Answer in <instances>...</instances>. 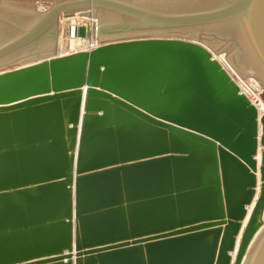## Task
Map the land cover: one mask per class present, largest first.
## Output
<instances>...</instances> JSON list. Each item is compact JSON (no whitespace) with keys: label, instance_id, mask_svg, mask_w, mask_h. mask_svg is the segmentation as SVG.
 <instances>
[{"label":"water","instance_id":"water-1","mask_svg":"<svg viewBox=\"0 0 264 264\" xmlns=\"http://www.w3.org/2000/svg\"><path fill=\"white\" fill-rule=\"evenodd\" d=\"M42 1L0 9V264H264V111L167 34L232 31L264 87V0ZM76 14L103 42L51 54Z\"/></svg>","mask_w":264,"mask_h":264},{"label":"rangeland","instance_id":"rangeland-1","mask_svg":"<svg viewBox=\"0 0 264 264\" xmlns=\"http://www.w3.org/2000/svg\"><path fill=\"white\" fill-rule=\"evenodd\" d=\"M173 1H180V0H151L149 3L153 6H161L163 3L165 4L167 2L170 3ZM11 3L12 4L15 3L18 5L19 2L18 1L16 2V0H12ZM11 3L7 4L8 9H4V12H5L4 14L8 15V14L12 13L13 17H16V15H18V13H19L18 12L19 10L15 9L17 5H14L15 7H13L11 5ZM50 5H51V3L44 5V7L41 5L40 6H41V8H43L42 10H45L46 7H48ZM201 7H208V6L201 4ZM30 10H31L30 12H35L37 9L35 8V10H34V7L30 6ZM37 12H38V10H37ZM5 33H8L7 30H5L4 28H2L0 26V37H2L3 36L2 34H5ZM146 34H148V33H146ZM153 34L154 33H152V35ZM155 34H157V33H155ZM167 34H170L173 36H181L183 38L195 40L197 42L199 41L201 44H204L205 46H207L211 52L216 54L217 60L224 58L225 59L224 61L226 63H228L230 61L232 63L231 66L236 71H238V72L240 71L242 73L243 77H245L242 79L247 80L246 83L248 82L249 85H251V86L255 85L254 83L250 84L251 82H253L252 80L256 81L257 79L254 78L253 76H251V71H249L246 67V63H245V59H244V55H243V50L241 49L238 41L233 36V33L228 32V30L218 31L215 29H208L207 31H203V30L196 31L195 29H193V30H185V31H181V32H172V33H167ZM137 35H139V34H133L132 36H137ZM157 35L163 36V35H160V33ZM4 39H6V37L0 38V42H1V40H4ZM51 49H52V47L50 48L48 41L47 42L44 41V42L38 43V45L36 47L31 49L32 50L31 52H33V53L34 52H40V53L46 52V54H47L48 52L51 51ZM51 54H56L55 51H53V49H52ZM257 83H259L258 80H257ZM259 85L261 87L260 83H259ZM254 88L259 89L258 86L254 87ZM260 89L262 90V88H260ZM262 91H263L262 92L263 93V95H262L263 99L262 100L264 102V89ZM263 106H264V103H263Z\"/></svg>","mask_w":264,"mask_h":264},{"label":"bare ground","instance_id":"bare-ground-1","mask_svg":"<svg viewBox=\"0 0 264 264\" xmlns=\"http://www.w3.org/2000/svg\"><path fill=\"white\" fill-rule=\"evenodd\" d=\"M11 1L12 0H2V4H1V6H0V9H2V11H4V9H8V3L10 4L11 3ZM35 1V0H34ZM213 0H210V1H206V0H186L185 1V3L186 4H189L188 6H183V9H193V7H196V6H198L199 8L201 7V4H203V5H205V6H209L210 5V2H212ZM191 2H193V3H191ZM202 2V3H201ZM39 4V3H38ZM190 4H195L194 6H192V5H190ZM11 5L13 6V4L11 3ZM53 4L51 3V6H52ZM11 8V7H10ZM13 8V7H12ZM11 10V9H10ZM37 10L39 11V12H41V11H45V10H40V9H38L37 8ZM36 10V11H37ZM47 10V9H46ZM80 20L81 21H83L84 22V24H82V25H85L86 27L89 25V26H94V25H96V21H94V20H92V19H90V18H85V17H83V18H79V15L78 14H76V15H74V16H71L69 19H62L61 20V22L59 23V38H58V45H57V47L55 48L56 50H55V53L56 54H60V53H64V52H69V51H71V49L72 48H74V47H76L77 46V48L82 44V42H83V39H81V38H79L77 35H75V31H76V27H74L75 25L74 24H77L78 22H80ZM92 21H94L93 22V24H92ZM66 23H68L69 24V26H71V25H73V27H71L70 28V34H69V36H68V39L70 40V43H69V47L67 48V49H63V47H62V42H63V40H65V37H64V25L66 24ZM78 26V25H77ZM90 27V28H91ZM218 31H221V30H219L218 29ZM223 31V30H222ZM226 31V30H225ZM228 32H232V31H230V30H228ZM233 33V32H232ZM234 34V33H233ZM234 36V35H233ZM93 38H95L96 39V41H97V43H101V42H103V40L101 39H99V37L98 36H95V37H93ZM90 39V38H89ZM62 40V41H61ZM1 41H3V40H1ZM95 41V40H94ZM207 47V46H206ZM212 54H213V57L214 58H216V54L215 53H213L212 52ZM247 56V62H249V63H251V61H250V59H249V56L248 55H246ZM217 59V58H216ZM229 61V60H228ZM227 61V62H228ZM227 64V63H226ZM228 65L231 67V69H233V71L234 72H236L237 73V75H238V77L239 78H245V77H243V75H242V73L239 71H236L231 65H232V63L229 61L228 62ZM248 69V68H247ZM251 76H253L254 77V75L252 74V72H251ZM255 78V77H254ZM257 79V78H256ZM242 80H245V79H242ZM245 81H247V80H245ZM253 82H251L250 84H252V83H254L255 85H254V87H256V86H258L259 88H262V90L264 89L263 88V86H261L260 87V85H259V83H257V80L255 81V80H252ZM261 84V83H260ZM259 98H260V101H261V107H263V103L264 102H262V99L263 98H261L260 96H259ZM262 109V108H261ZM260 155V154H259ZM261 156V155H260Z\"/></svg>","mask_w":264,"mask_h":264},{"label":"built area","instance_id":"built-area-1","mask_svg":"<svg viewBox=\"0 0 264 264\" xmlns=\"http://www.w3.org/2000/svg\"><path fill=\"white\" fill-rule=\"evenodd\" d=\"M81 16H79L80 18ZM83 18V17H81ZM82 24H84L83 21L80 20V22H78L77 24H74L76 27V29L79 26H83ZM78 25V26H77ZM73 27V25L70 26V28ZM95 40V41H94ZM62 41V40H61ZM101 45V43H97L96 39L91 37L90 39L85 38L83 39L82 44L77 48L74 47L71 49V51L69 52H64V53H60L57 54V56H63V55H70V54H74V53H78V52H85V51H92L96 48H98ZM225 59H218L217 61H219L221 63V65L224 67V69L230 74V76L233 78V80L238 84L241 93H243L244 95H246L249 100L259 109V111H264V106L261 107V101L259 96L262 98L263 95V91L259 88V89H255L254 86L249 85V83L245 80H242L241 78L238 77L237 73H235L231 67L228 65V63L226 64V62L224 61ZM263 102V100H262ZM262 108V109H261ZM261 111V112H262Z\"/></svg>","mask_w":264,"mask_h":264},{"label":"crops","instance_id":"crops-1","mask_svg":"<svg viewBox=\"0 0 264 264\" xmlns=\"http://www.w3.org/2000/svg\"><path fill=\"white\" fill-rule=\"evenodd\" d=\"M17 1L19 2L18 5L14 3L13 7H15L14 5H17L15 9L19 10L18 12H22V13H29L31 11L30 10V6H33L34 10H35V8L37 9V7H38V9L42 10L43 8H41V6L44 7V5L49 4L48 2L42 1V0H35V1L34 0H16V2ZM50 6L46 7V9H48ZM35 12H37V11H35ZM42 12H44V11H41V12L38 11L37 13H42ZM262 151H264V148L259 145L258 157H257V163H258V170H257L258 187H257V196L255 198V202H256V200H257V198L259 196L260 187L263 184V182H261V172H260V167H261V156L260 155H261ZM253 206H254V204H253ZM253 206L249 209L248 218H249V216H250V214L252 212ZM248 218H247V220H248ZM247 220H246V222H247ZM246 222H245V224H246ZM245 224H244V227H245Z\"/></svg>","mask_w":264,"mask_h":264}]
</instances>
